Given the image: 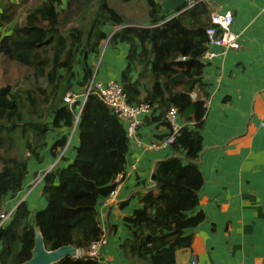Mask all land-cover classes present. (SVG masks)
Instances as JSON below:
<instances>
[{
	"label": "trees",
	"instance_id": "trees-1",
	"mask_svg": "<svg viewBox=\"0 0 264 264\" xmlns=\"http://www.w3.org/2000/svg\"><path fill=\"white\" fill-rule=\"evenodd\" d=\"M89 1L41 0L17 24L18 3L0 0V55L28 69L23 87L0 86V207L6 196L23 188L27 160L41 161L50 125L76 124L79 134L73 161L54 167L42 178L45 207L32 214L22 201L10 222L0 228V264L28 260L35 229L47 250L71 244L83 252L102 233L96 205L125 168L129 137L124 123L97 95L89 94L81 110L79 101L69 108L63 97L68 91H83L112 27L118 28L106 40H121L130 47L120 84L129 103L151 107L145 122L168 126L165 114L171 107L193 122L182 126L170 145L176 153L184 152L187 161L179 155L157 161L151 173L153 189L139 197L141 207L124 217L128 237L121 244L123 254L137 264H176L175 252L191 245L188 231L205 219L196 209L203 183L198 160L206 114L202 58L209 21L202 17L209 13L207 6L199 0L187 7V2L161 16L159 0H121L143 4L148 21L143 25L145 21H127L107 0H96L92 10L78 15ZM198 87L203 97L192 98ZM66 141L62 135L51 154L56 156L55 149L63 148ZM57 264L100 263L80 254Z\"/></svg>",
	"mask_w": 264,
	"mask_h": 264
},
{
	"label": "crops",
	"instance_id": "crops-1",
	"mask_svg": "<svg viewBox=\"0 0 264 264\" xmlns=\"http://www.w3.org/2000/svg\"><path fill=\"white\" fill-rule=\"evenodd\" d=\"M201 1L209 12L232 14L230 28L238 35L239 48L209 44L207 51L214 55L202 58L206 114L198 160L203 183L197 192L196 211H202L205 219L188 231L191 245L175 252V263L192 264L196 260L199 264H264V0ZM202 20L208 23L209 13ZM147 22L146 19L143 25ZM128 51L126 42L120 47L104 45L101 61L95 67V81L120 82ZM138 71L133 72V78ZM202 91L198 88L195 97ZM148 115H141L137 138H129L124 168L129 175L118 185L112 201L104 198L96 205L97 221L107 239L98 249L100 264H137L129 261L121 249L128 237L123 219L141 207L139 197L153 189L151 173L157 161L176 155L184 163L187 161L185 153H176L171 144L148 147L162 141L169 132L165 122L146 123ZM176 119L181 126H193L179 113ZM62 135L67 137L66 144L57 147L53 156L50 149ZM136 139L142 143L140 146ZM78 144L76 124L49 126L41 161L27 160L23 188L2 201L0 209L11 211L6 224L22 201L32 214L45 207L42 180L32 185L34 180L54 167L72 162Z\"/></svg>",
	"mask_w": 264,
	"mask_h": 264
},
{
	"label": "built area",
	"instance_id": "built-area-1",
	"mask_svg": "<svg viewBox=\"0 0 264 264\" xmlns=\"http://www.w3.org/2000/svg\"><path fill=\"white\" fill-rule=\"evenodd\" d=\"M199 0H190L187 7L192 6ZM185 9H181L178 12L174 13L173 16H176L179 13H182ZM170 18V17H169ZM168 19V18H167ZM232 24V14L230 12L219 13L217 11L209 12V24L206 27V35H207V45H218L224 48H239V42L237 40L238 35L231 31ZM204 55L207 58H210L214 55L209 51H205ZM100 59L98 60L99 63ZM96 74V70L92 75L90 81L86 84L82 94V100H78L79 93L75 91H68L63 97L64 103L67 107L72 108L78 101L80 103V110L88 97L89 94L97 95L100 100L108 106L112 112L124 123L127 135L130 139L137 138V130L141 124V115L148 114L151 111V107L147 103H139V104H131L127 100V96L123 91L122 85L118 81H108V82H99L95 81L94 75ZM199 88V87H198ZM196 88L191 96L194 98L196 96L197 90ZM177 109L175 107H171L167 110L165 114L166 121L169 124V132L166 138L157 143L153 142L149 144L150 149L162 147L164 145L171 144L175 137L179 134L180 128L182 127L177 122ZM78 117L76 116L75 121L77 122ZM136 143L140 146L142 143L136 139ZM45 173L39 175L34 180L32 185H35L38 181H41ZM129 175V171L124 169L117 173L114 177V187L108 193L106 200L112 201L116 195L118 185L123 181V179ZM11 215V211H7L5 209H0V228L4 225V223L8 220ZM107 241L106 234H100L97 240L90 243L88 249L84 252L79 250V255L84 254L86 256H91L97 259L98 257V249L100 246L105 244ZM192 264H199L196 260L192 261Z\"/></svg>",
	"mask_w": 264,
	"mask_h": 264
},
{
	"label": "rangeland",
	"instance_id": "rangeland-1",
	"mask_svg": "<svg viewBox=\"0 0 264 264\" xmlns=\"http://www.w3.org/2000/svg\"><path fill=\"white\" fill-rule=\"evenodd\" d=\"M18 5L16 6V19L15 22L17 24H21L26 16V13L35 7L37 4L40 3L41 0H15ZM66 1V0H64ZM83 0H79V2H82ZM96 0H90L87 5L83 6L79 12L78 15L82 14L84 9H91L95 5ZM108 4H110L112 7H114L117 11L123 14L125 19L129 22L134 21L135 24H140L142 21H145L147 18L146 16V8L143 7V4L141 2L135 3L133 1H121V0H107ZM78 18V16H76ZM121 27V26H120ZM119 27V28H120ZM118 27H112V31ZM4 29V28H3ZM110 33V31H109ZM109 35V34H108ZM108 35L106 39L108 38ZM104 40L105 44L102 46V50L104 48V45L109 43L111 46H117L120 47V45L123 44L121 40L113 41V40ZM130 49V47H129ZM135 49H133L134 52ZM102 57V52L100 54V61ZM126 58V56H125ZM27 68L23 67L21 65H18L15 62L9 61L6 58H4L2 55H0V86L4 84H10L13 89H16L17 87H23V77L27 73ZM83 96L79 93L78 100H82ZM42 181L40 182V185H42Z\"/></svg>",
	"mask_w": 264,
	"mask_h": 264
},
{
	"label": "water",
	"instance_id": "water-1",
	"mask_svg": "<svg viewBox=\"0 0 264 264\" xmlns=\"http://www.w3.org/2000/svg\"><path fill=\"white\" fill-rule=\"evenodd\" d=\"M186 2L187 0H159L161 6L160 15L163 16L170 11L179 9V7L185 5ZM66 256L78 257L79 249L69 244L53 250H47L44 246L43 237L40 231L35 229L34 246L31 251V257L19 264H57Z\"/></svg>",
	"mask_w": 264,
	"mask_h": 264
}]
</instances>
